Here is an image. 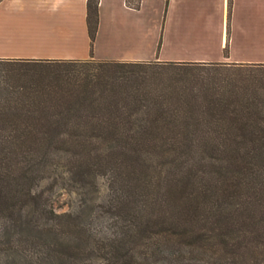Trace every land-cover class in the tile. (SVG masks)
Segmentation results:
<instances>
[{
	"label": "trees",
	"instance_id": "16d2710c",
	"mask_svg": "<svg viewBox=\"0 0 264 264\" xmlns=\"http://www.w3.org/2000/svg\"><path fill=\"white\" fill-rule=\"evenodd\" d=\"M232 7L229 0V22ZM98 11L99 0H89L92 40ZM20 61L72 67L66 72L77 70L80 80L70 96L46 100L0 73V264H264V130L203 149L147 148L138 137L147 119L264 115L142 114L157 100L129 85L133 68L158 63L0 65ZM191 155L201 163H189ZM101 177L106 232L93 227L101 215L89 196ZM63 191L81 195L83 208L58 213L55 194Z\"/></svg>",
	"mask_w": 264,
	"mask_h": 264
},
{
	"label": "rangeland",
	"instance_id": "374dc122",
	"mask_svg": "<svg viewBox=\"0 0 264 264\" xmlns=\"http://www.w3.org/2000/svg\"><path fill=\"white\" fill-rule=\"evenodd\" d=\"M204 23L199 21L196 24ZM158 27L162 28V23L153 24V28ZM156 36L157 33H154L153 40L147 41V47L145 45L139 51L149 53V48L153 46V60L198 62L218 60L224 56L218 52L219 38L172 35L164 39L161 32L158 38ZM229 53H232L233 60L257 64L135 66V75L131 77L129 85L141 88L145 94L157 100L156 104L147 105L149 109L141 113H173L185 118L201 115L220 117L233 112L264 115V36L240 38L237 45L232 47L229 44L226 56ZM59 65L47 62H9L0 65V73L9 77L12 84L34 89L38 98L53 100L70 96L67 92L77 89L75 83L80 80L77 70L66 72L72 67ZM75 68L79 69L80 66ZM263 130L264 119H147L138 137L142 141L141 145L147 148L174 144L180 148L203 149L233 146L235 141L244 138L245 132ZM156 150L154 154H158L159 150ZM187 160L189 163H201V158L194 159L193 155ZM98 184L99 192L89 195L93 199L90 200V206L93 205L101 215L93 227L106 232L111 229V218L103 207L109 196L107 178L101 177ZM55 196L58 213L79 211L84 206L81 195L63 191L57 192Z\"/></svg>",
	"mask_w": 264,
	"mask_h": 264
},
{
	"label": "crops",
	"instance_id": "0c3cea01",
	"mask_svg": "<svg viewBox=\"0 0 264 264\" xmlns=\"http://www.w3.org/2000/svg\"><path fill=\"white\" fill-rule=\"evenodd\" d=\"M88 4L89 0H0V59L170 63L153 60V46L149 53L139 52L161 32L164 39H220L222 58L192 63L257 64L226 55L229 44L237 45L240 38L264 36V0H233L230 22L229 0H99L94 40ZM199 21L204 25H197ZM157 22L163 27L153 28Z\"/></svg>",
	"mask_w": 264,
	"mask_h": 264
}]
</instances>
